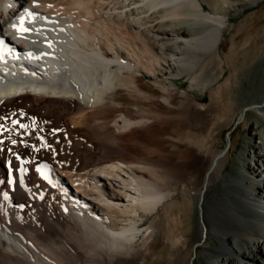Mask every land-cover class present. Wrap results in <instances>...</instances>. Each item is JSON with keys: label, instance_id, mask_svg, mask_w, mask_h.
<instances>
[{"label": "bare ground", "instance_id": "1", "mask_svg": "<svg viewBox=\"0 0 264 264\" xmlns=\"http://www.w3.org/2000/svg\"><path fill=\"white\" fill-rule=\"evenodd\" d=\"M259 1L0 0V36L32 54L0 72V264H264L262 127L243 176L224 173L228 152L205 143L216 129L200 138L197 98L173 80L198 82L230 16ZM251 107L264 118V97ZM183 143L210 157L200 189L192 177L196 240L175 213ZM217 174L228 217L212 225Z\"/></svg>", "mask_w": 264, "mask_h": 264}, {"label": "rangeland", "instance_id": "2", "mask_svg": "<svg viewBox=\"0 0 264 264\" xmlns=\"http://www.w3.org/2000/svg\"><path fill=\"white\" fill-rule=\"evenodd\" d=\"M209 4L205 2L207 10L212 7ZM217 53L204 63L207 67H203L198 82H194L188 75L173 80L178 83L181 90L189 91L197 98L199 106L192 113L194 131L200 138H204L211 129H216L211 139L205 137L206 145L213 146L217 152L227 151L224 173L242 177L243 163L240 155L251 161L244 149L249 150L251 144L255 142L251 132L253 125L256 123L258 127H262L264 133V118L251 107L256 100L264 97V0L246 7L239 14L230 16V21L224 29V40ZM169 129L172 130V127ZM181 145L183 149L189 150L190 162L185 167L184 176L189 186L186 191L180 190L183 206H179L175 213L182 214L181 217L185 220L183 228L193 240H196L200 236L201 221L197 198L192 190L194 187V184H191L192 177L197 176L198 183L195 186L197 190L200 189L205 182L210 157L187 143ZM222 187V180L217 174L206 195L212 225H217L218 220L225 221L228 217L226 214L228 202L224 199L227 194ZM222 199L224 205L219 204ZM223 217L224 219H220ZM152 220L153 216L146 217L143 221L144 227ZM218 226L220 227L219 224ZM217 231L219 230L216 229L215 234ZM213 242L220 245L215 235ZM197 250L206 254L201 245ZM164 252L167 253L166 248ZM193 254L195 255V252ZM158 264H179V260L178 258L162 260ZM196 264H199L198 260Z\"/></svg>", "mask_w": 264, "mask_h": 264}, {"label": "snow or ice", "instance_id": "3", "mask_svg": "<svg viewBox=\"0 0 264 264\" xmlns=\"http://www.w3.org/2000/svg\"><path fill=\"white\" fill-rule=\"evenodd\" d=\"M30 14H31V13H30ZM21 22H23V18H21ZM12 27H13L14 29L20 30V29L17 28V25H13ZM23 31H24V32H27V31H29V29L24 28ZM4 43H5V42H4L2 39H0V46H2ZM0 143H3V142L0 141ZM13 143H15V141H13ZM45 178H47V177H45Z\"/></svg>", "mask_w": 264, "mask_h": 264}, {"label": "water", "instance_id": "4", "mask_svg": "<svg viewBox=\"0 0 264 264\" xmlns=\"http://www.w3.org/2000/svg\"><path fill=\"white\" fill-rule=\"evenodd\" d=\"M248 108H246L245 110H247Z\"/></svg>", "mask_w": 264, "mask_h": 264}]
</instances>
